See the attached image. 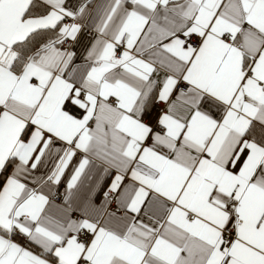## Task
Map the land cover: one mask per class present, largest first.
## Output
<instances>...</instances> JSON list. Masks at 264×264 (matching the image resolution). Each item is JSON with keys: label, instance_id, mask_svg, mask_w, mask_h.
Listing matches in <instances>:
<instances>
[{"label": "snow or ice", "instance_id": "6c2138e0", "mask_svg": "<svg viewBox=\"0 0 264 264\" xmlns=\"http://www.w3.org/2000/svg\"><path fill=\"white\" fill-rule=\"evenodd\" d=\"M0 264H264V0H0Z\"/></svg>", "mask_w": 264, "mask_h": 264}]
</instances>
